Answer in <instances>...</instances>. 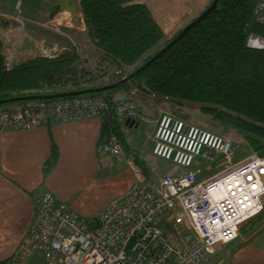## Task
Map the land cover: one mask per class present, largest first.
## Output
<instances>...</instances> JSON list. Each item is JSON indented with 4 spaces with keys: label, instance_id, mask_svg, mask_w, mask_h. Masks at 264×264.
Wrapping results in <instances>:
<instances>
[{
    "label": "built area",
    "instance_id": "obj_1",
    "mask_svg": "<svg viewBox=\"0 0 264 264\" xmlns=\"http://www.w3.org/2000/svg\"><path fill=\"white\" fill-rule=\"evenodd\" d=\"M254 19L264 24V0L257 1ZM247 45L264 49V38L249 35ZM3 57L6 68L15 65L12 56ZM118 104L124 119H137L132 98ZM109 111V102L97 94L9 103L0 107V134L103 119ZM149 140L152 155L171 162L176 172L147 180L136 168L135 187L90 220L45 193L36 202L26 239L3 264H24L37 253L46 264H210L221 245L234 242L243 224L263 213L264 156L250 150L238 159L241 142L169 112ZM97 155L115 158L125 150L111 135L98 144ZM164 226L180 235L177 245Z\"/></svg>",
    "mask_w": 264,
    "mask_h": 264
},
{
    "label": "trees",
    "instance_id": "obj_2",
    "mask_svg": "<svg viewBox=\"0 0 264 264\" xmlns=\"http://www.w3.org/2000/svg\"><path fill=\"white\" fill-rule=\"evenodd\" d=\"M147 1L80 0L86 32L100 52L94 69L80 64L81 56L73 49L55 56H37L12 68L5 67L0 51V100L54 96L118 84L94 94L102 95L110 105L109 113L102 119L99 143L111 135L124 143V124L114 94L120 89L138 88L202 104L204 113L235 129L254 151L264 156V49L247 45L249 35L264 38V24L254 19L258 0H220L199 24L141 69L185 28L157 49L165 39V31ZM133 66L136 68L131 74L141 71L127 82L115 74L112 77L118 80L103 83L108 68L126 71ZM57 158L53 145L47 170ZM135 161L140 163L137 157ZM263 214L264 211L245 224L252 225Z\"/></svg>",
    "mask_w": 264,
    "mask_h": 264
},
{
    "label": "crops",
    "instance_id": "obj_3",
    "mask_svg": "<svg viewBox=\"0 0 264 264\" xmlns=\"http://www.w3.org/2000/svg\"><path fill=\"white\" fill-rule=\"evenodd\" d=\"M79 6L80 0H0V51L12 56L18 64L37 56H55L69 49L74 38L70 41L67 37L61 44L53 38L47 41V37H52L48 33L58 34L60 30L47 32L44 25L59 12L68 14L70 27L74 23L84 25ZM33 28L41 29L34 31ZM102 123L101 118H94L0 134V263L20 249L35 218L36 202L45 193L54 194L82 216L72 203V190L81 176H92L107 167L97 155ZM53 145L58 158L47 170ZM108 159L123 160L131 168V156ZM172 172L171 169L165 174ZM135 183L110 202L133 189ZM24 264L46 263L37 253L26 256Z\"/></svg>",
    "mask_w": 264,
    "mask_h": 264
},
{
    "label": "rangeland",
    "instance_id": "obj_4",
    "mask_svg": "<svg viewBox=\"0 0 264 264\" xmlns=\"http://www.w3.org/2000/svg\"><path fill=\"white\" fill-rule=\"evenodd\" d=\"M213 1L148 0L147 3L153 15L165 31V39L157 46V49L162 48L167 42L171 41L178 31L186 27L191 20L198 18ZM183 14L185 15L182 16ZM69 22L68 14L65 12H59L50 18L45 23L44 30L47 32L60 31L58 34L48 33V36L52 37H47L46 40L51 41L52 39L50 38H53L61 44L67 37L70 38V41L74 38V42H71L69 49L65 50H76L81 56L80 64L94 69L99 64L100 52L97 51L86 32V23L84 25L74 23V26L70 27ZM33 29L37 31V29L41 28ZM2 54L4 56L3 52ZM135 68L136 66H133L132 69H127L126 71L116 70L115 67L114 69L108 68V77L103 79V83L113 82L119 77L123 79L129 77ZM115 74L117 76L116 79L112 77ZM133 91H135V95H131ZM130 98L133 99L138 116L134 120L135 124L132 128L125 126L126 119L121 116L123 120L121 122L124 124V128H122L123 126L121 127L124 143H121L125 150V155L123 156L132 157L131 168L123 160L108 159L111 157L101 158L107 167H104L100 173H95L92 176L83 175L78 179V184L73 186L72 203L76 204L78 211L82 214L81 218L84 220L99 217L104 207L113 198L118 196L121 191H124L128 185L135 183L136 168L140 169L147 180L157 179L171 169L174 172L178 170L171 162L163 161L152 155L154 144L150 143L149 136L155 131L156 122L164 112L172 113L189 123L201 126L212 132L231 136L236 141L241 142L243 145L240 146L243 153L238 155V159L245 155L247 156L250 150H253L249 142L235 129L222 125L219 121L213 119L211 115L204 113L202 104L164 97L138 88H132L127 91L120 89L114 94V100L117 102H119L118 100H130ZM33 102L35 101H29L28 103ZM135 154L137 156H134ZM136 157L140 163L135 161ZM195 166L204 167V164L201 161H196ZM90 216L93 218H86ZM163 229L172 244L177 245L176 243L180 242V235L175 230L165 228V226ZM240 233L235 242L221 246L211 264H264V214L252 225L249 223L243 224ZM181 234L184 233L182 232Z\"/></svg>",
    "mask_w": 264,
    "mask_h": 264
},
{
    "label": "water",
    "instance_id": "obj_5",
    "mask_svg": "<svg viewBox=\"0 0 264 264\" xmlns=\"http://www.w3.org/2000/svg\"><path fill=\"white\" fill-rule=\"evenodd\" d=\"M220 0H214L211 5L198 17L196 18L192 23H190L187 27L184 28V30L167 46V48H164L162 52L154 56L145 66H143L141 69L147 67L150 63H152L154 60H156L158 57H160L168 48H170L176 41L181 39L187 32H189L193 27H195L197 24H199L205 17H207L218 5V2ZM139 69L135 74L141 71ZM135 74H131L129 77H126L122 80V82H127L131 78L134 77ZM118 84H115L113 86L109 87H103V88H94V89H89L85 90L82 92H73V93H68V94H58L54 96H38V97H30V98H13L9 100H0V106L4 104H9V103H14V102H22L24 100L26 101H37V100H49V99H56V98H64V97H72V96H79V95H87V94H94V93H100V92H105L107 90H110L112 88L117 87ZM135 124L134 120H131V118H127L125 120V126H129L132 128Z\"/></svg>",
    "mask_w": 264,
    "mask_h": 264
}]
</instances>
